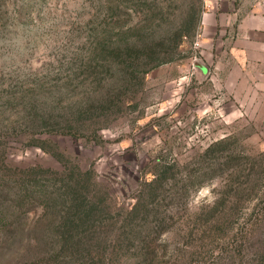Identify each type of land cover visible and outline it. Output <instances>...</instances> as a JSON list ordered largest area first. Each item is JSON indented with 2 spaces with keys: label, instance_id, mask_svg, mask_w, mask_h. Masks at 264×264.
Returning a JSON list of instances; mask_svg holds the SVG:
<instances>
[{
  "label": "rangeland",
  "instance_id": "rangeland-1",
  "mask_svg": "<svg viewBox=\"0 0 264 264\" xmlns=\"http://www.w3.org/2000/svg\"><path fill=\"white\" fill-rule=\"evenodd\" d=\"M203 9L0 0V264H264V91L214 77ZM74 179L110 209L89 252Z\"/></svg>",
  "mask_w": 264,
  "mask_h": 264
},
{
  "label": "crops",
  "instance_id": "crops-1",
  "mask_svg": "<svg viewBox=\"0 0 264 264\" xmlns=\"http://www.w3.org/2000/svg\"><path fill=\"white\" fill-rule=\"evenodd\" d=\"M199 43L231 93L264 91V0H204ZM253 90V89H252Z\"/></svg>",
  "mask_w": 264,
  "mask_h": 264
},
{
  "label": "trees",
  "instance_id": "trees-1",
  "mask_svg": "<svg viewBox=\"0 0 264 264\" xmlns=\"http://www.w3.org/2000/svg\"><path fill=\"white\" fill-rule=\"evenodd\" d=\"M192 21L193 16L191 17V19H189L188 22L192 23ZM133 27H137V25H134ZM159 62L161 61H154L155 65L159 64ZM146 70L148 69H145V71ZM62 130H64L63 132H72L71 128ZM73 184L77 185L78 181L74 179V181H71L69 185L70 190H72L68 194L70 198L68 204V214H70V212L71 214L68 218H66V220L64 219V221H62L63 223H61L63 227H68V229L70 230V235L67 238H64L63 242L66 241L68 243V248L71 249V252L79 250L85 251V248L88 249L89 252L93 249V243L96 242L98 239L102 238V236H100V233L104 232L105 230L107 231V229L112 226L111 221L109 222L97 220V216L101 211L105 212L106 209L110 211V209H108V206H105L104 204L101 205L102 208L101 206H97V204L92 201V199L87 193L80 191L78 189V186H75ZM216 221H218V219H212L208 221V224H212V222ZM147 251L150 255H144L145 257H142V259H140L141 261L139 260L137 264H145L147 263V261L152 260V258H154L155 253L151 254V252H155V250ZM166 262L168 264H174L173 261L166 260L165 263Z\"/></svg>",
  "mask_w": 264,
  "mask_h": 264
}]
</instances>
